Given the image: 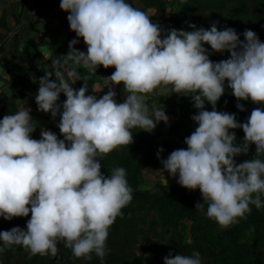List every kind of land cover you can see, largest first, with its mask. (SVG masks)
I'll list each match as a JSON object with an SVG mask.
<instances>
[{"label":"clouds","instance_id":"9594fccd","mask_svg":"<svg viewBox=\"0 0 264 264\" xmlns=\"http://www.w3.org/2000/svg\"><path fill=\"white\" fill-rule=\"evenodd\" d=\"M60 8L68 13L77 39L61 56L66 59L52 61L57 70L40 78L35 102L38 111L53 119L60 115L63 139L43 129L41 138L33 139L29 107L0 120V217L11 221L31 214L26 231L14 227L0 232L5 246L56 257L63 242L77 259L90 260L95 253L103 261L109 229L131 203L133 190L123 167L105 176L100 160L131 145V129L152 132L159 122H169L164 108L150 115V95L190 96L197 109L191 119L198 126L185 138L187 147L161 160L164 173L178 176L181 187L199 189L203 203L196 210L203 211L206 204L207 218L226 229L245 218L250 205L264 207V159L259 158L264 154V42L255 32L246 30L241 41L234 29L218 30L213 22L210 29L190 24L192 31L164 34L159 23L126 0H61ZM81 38L86 53L75 47ZM225 52L228 59L209 58ZM68 60L92 74L100 66L115 68L110 80L123 85L124 102L117 103L111 89L101 98L87 95V77L74 89L79 73L59 70ZM226 82L240 111H245L240 101L262 106L244 123L216 110ZM61 93L66 97L62 105L57 103ZM206 102L212 111L206 110ZM235 129L243 130L242 143L236 142ZM250 145H255V156L236 163L234 158L247 155ZM163 151L159 149L158 159ZM164 264L202 261L199 252H170Z\"/></svg>","mask_w":264,"mask_h":264},{"label":"trees","instance_id":"16d2710c","mask_svg":"<svg viewBox=\"0 0 264 264\" xmlns=\"http://www.w3.org/2000/svg\"><path fill=\"white\" fill-rule=\"evenodd\" d=\"M180 21L186 31H192L190 24L197 28L210 29L213 22H218V30L225 27L234 29L241 41L245 40L243 33L246 30L255 32L261 42H264V0H178ZM148 6H164L162 0L151 2L145 0ZM164 29L165 23H159ZM205 47L211 52L209 45ZM66 52V51H65ZM69 52V51H67ZM64 56V55H63ZM229 53H212L210 60L219 62L228 59ZM61 61L65 57H59ZM11 76L12 84L19 90L30 81L29 76L22 67L15 62H8L3 65ZM63 68V67H62ZM62 68L59 70L62 71ZM115 68L104 69L99 67L96 74L88 70L80 71V83L87 77L90 85L96 80L112 75ZM43 71L39 70L42 75ZM119 86V85H118ZM119 87H123L120 85ZM120 103L122 101L120 100ZM238 101L231 94V90L225 83V92L217 102L216 110L235 114L238 122L247 121L254 108L262 107L249 101H240L245 111H240L236 105ZM173 113L178 120L165 133L162 144L157 145L156 135L142 133V129L133 128V143L129 146H122L100 160L101 172L105 176L110 175L116 168L123 167L126 170L127 181L132 188L133 199L131 203L122 209V216L117 217L115 223L109 229L106 241L107 254L103 261L92 254L91 259H77L71 249L66 248L63 242L58 243V254L41 256L32 255L21 245L5 246L0 241V264H132L130 262V248L137 241V235L143 232L141 225L149 224V228L159 234V230L172 232L176 236L171 246H160L168 255L182 254L191 256L193 252H199L202 264H264V207L257 209L250 205L251 211L246 213L245 218L239 219L238 223L224 229L214 220L206 216L204 210H196L197 203H203L202 195L199 196V189L189 191L178 183V176L171 177L169 192L155 194L151 191L139 188L140 178L143 173L161 164L162 159H167L169 154L176 149L186 148L184 143L186 137L198 126L191 119L197 114L190 96L180 95L173 105ZM205 108L212 111V106L205 103ZM155 134L157 129L153 130ZM236 135V142L242 143L244 132L242 129L233 130ZM59 139H63L59 129H53ZM159 134V133H158ZM252 145L249 146V148ZM163 148L160 159L157 158L159 149ZM264 156V154H261ZM245 155L235 157L236 163L245 160ZM264 200V195L261 196ZM151 214V215H150ZM153 214V215H152ZM152 216V217H151ZM26 217L14 218L11 221L0 220V232L9 231L19 227L26 231ZM184 221L191 222L190 237L184 238L180 231ZM190 241V242H189ZM160 259L159 255H155Z\"/></svg>","mask_w":264,"mask_h":264},{"label":"crops","instance_id":"0c3cea01","mask_svg":"<svg viewBox=\"0 0 264 264\" xmlns=\"http://www.w3.org/2000/svg\"><path fill=\"white\" fill-rule=\"evenodd\" d=\"M162 1L165 5L157 7L148 6L145 0H126L134 8L146 12L153 23H165L166 33L171 29L186 31L179 20V1ZM60 3L61 0H0V120L5 115L14 114L21 108L29 107L35 125L32 138L36 140L41 138L42 129L48 131L59 129L57 125L60 122L59 114L53 119L50 113L38 111L35 97L38 93L39 80L45 73L57 70L52 61L67 55L70 42L77 39L76 34L70 29L68 13L61 10ZM75 47L87 52L82 38ZM11 61L22 67L30 78L27 86L21 90L12 84L11 76L3 66ZM83 69L86 68L68 60L62 71L66 74L67 70H76L80 75ZM39 70L43 71L42 75L39 74ZM83 84L78 80L72 87L78 90ZM87 84L89 90L87 95H95L97 98H101L109 89L115 92L117 103H120V100L124 102L127 95L123 87L112 84L110 76L100 78L91 85L87 81ZM179 96L175 93L169 96L166 93L148 96L146 104L150 115L159 107L174 110L173 105ZM65 100L66 97L61 93L57 103L62 105ZM165 114L169 122L165 124L161 121L155 128L163 136L178 120L173 112Z\"/></svg>","mask_w":264,"mask_h":264},{"label":"rangeland","instance_id":"374dc122","mask_svg":"<svg viewBox=\"0 0 264 264\" xmlns=\"http://www.w3.org/2000/svg\"><path fill=\"white\" fill-rule=\"evenodd\" d=\"M164 34H166L165 30ZM159 109L162 108L159 107ZM164 110L165 113L173 112L172 109L164 108ZM142 133L156 135L158 137L155 141L157 145H161L163 142V135L160 133L155 134L154 131H142ZM251 147L252 148H249L248 154L244 157L245 160H250L255 156V145H252ZM259 158L264 159V156L260 155ZM170 179L171 176H169L166 172L164 173V171L162 170L161 163L155 167L147 169L143 173L140 178L139 188L141 190L151 191L155 194L169 192ZM198 195L201 196V193L199 192ZM1 218L2 217H0V220ZM26 218L31 219V214L29 213V216ZM190 228V221H184L182 223L180 231L184 235V238L188 239L190 237ZM141 229H143V232L137 235L136 243L134 242V244L130 248V262L132 264H164V257L168 256V254L163 249H161L160 246H171L176 240L175 234L172 232H164L159 230V234L163 236L157 235L149 228V224L141 225ZM155 255H159L160 259H156Z\"/></svg>","mask_w":264,"mask_h":264}]
</instances>
